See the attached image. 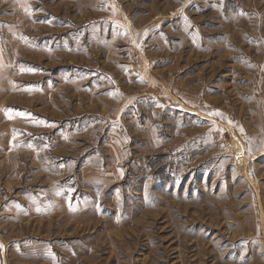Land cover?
<instances>
[{
    "label": "rangeland",
    "instance_id": "1",
    "mask_svg": "<svg viewBox=\"0 0 264 264\" xmlns=\"http://www.w3.org/2000/svg\"><path fill=\"white\" fill-rule=\"evenodd\" d=\"M0 264H264V0H0Z\"/></svg>",
    "mask_w": 264,
    "mask_h": 264
}]
</instances>
